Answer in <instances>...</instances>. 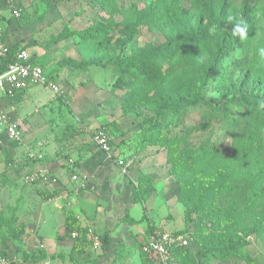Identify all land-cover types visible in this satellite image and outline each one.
<instances>
[{"label":"rangeland","instance_id":"374dc122","mask_svg":"<svg viewBox=\"0 0 264 264\" xmlns=\"http://www.w3.org/2000/svg\"><path fill=\"white\" fill-rule=\"evenodd\" d=\"M26 2L23 19L12 21V28H18L12 36L58 80L61 95L40 86L14 95L0 88L5 106L20 105L25 97V105L13 119H25L23 141L0 138V251L26 260L31 250L35 258L26 260L31 264L50 260L65 264L69 258L84 264H149L141 245L152 230H159L185 232L191 261L198 256L203 264H264V234L254 233L264 209L259 215L251 211L247 202L252 194L244 190L258 169H264V115L232 122L221 113L228 101L232 108L243 105L245 96H264V0H233L215 42L189 52L180 48L166 61H156L160 73L123 79L122 86L116 85L119 72L112 67L114 62L133 58L146 47L160 48L186 32L210 29L220 0ZM153 6L166 14L157 23L148 19ZM245 6L257 8L249 41L243 43L239 37L225 58L215 60L216 50L235 37L232 30L240 24ZM92 27L107 36L93 47L79 37ZM64 60L85 66L59 67ZM169 96L205 100L178 115L159 114V104ZM101 129L112 137L114 156L129 166L126 173L115 162L113 173L101 167L86 170L92 159L108 160L95 144ZM46 156L64 162L62 168L72 181L89 174L85 184L97 177L105 182L101 187L110 202L105 205L99 199L94 212L103 209L110 221L98 229L85 216L100 236L110 230L106 253L92 250L88 238L70 251V242L61 235L64 218L51 203L58 192L69 191H50L59 179L43 161ZM94 170L102 175L96 177ZM40 186L48 191L38 196ZM240 186L243 190H236ZM209 187L214 188L217 208L223 213L205 210L203 199ZM65 196V201L70 200V195ZM233 200H238V210L230 218ZM40 204L53 207V212L38 213ZM78 217L84 215H78L76 222ZM38 224V249L25 250L34 233L29 230ZM231 245L238 252L235 256L224 251ZM185 261L183 257L174 264Z\"/></svg>","mask_w":264,"mask_h":264},{"label":"trees","instance_id":"16d2710c","mask_svg":"<svg viewBox=\"0 0 264 264\" xmlns=\"http://www.w3.org/2000/svg\"><path fill=\"white\" fill-rule=\"evenodd\" d=\"M46 3L50 2H57L62 3L67 0H42ZM205 1V0H203ZM233 0H220V10L218 11L216 17L211 18V28L200 31V32H186L185 34L178 36V38H174L173 40H170L167 44L160 48L156 47H146L144 49H141L139 53L134 56L133 58H125L122 60H118L113 63L112 67L117 68V71L119 72V80H118V86H122V81L125 79V82L129 78L133 77H141L142 79L147 78L151 75L160 73V66H157L155 63L158 61V59L166 61L164 59H169L172 57L175 51L180 50V48H183L186 50V52H189L194 47L199 46L200 44H206V43H213L216 41L217 36L220 34V30L225 26L227 22V13L232 10L233 6ZM148 11V19L150 22L155 21V23L160 21V15L165 18L166 14L161 12V10H158V7L153 6ZM257 11L256 6L249 7L245 6L242 10V15L240 17V25L246 28L247 35L243 38V43H247L250 39V27L251 22L253 18L255 17V13ZM21 20V19H20ZM79 37L82 39V42L88 46H96L98 44L103 43L107 36L102 34V32L99 29L95 28H89L84 33L80 34ZM132 35L130 34V39H132ZM240 36L236 35L233 40H227L226 43H223L220 48L216 50L215 54V60H220L226 57L227 53L232 51L231 46L235 44V42L238 40ZM176 45H179V48H176ZM21 50L19 45L11 46L9 50V54L1 60L0 63V76L3 75L8 66L13 63L16 60V55L18 51ZM184 50V51H185ZM39 65V64H38ZM75 66V67H81L83 68L84 64H77L71 60H64L59 64V67L64 66ZM41 66L43 69L44 67ZM213 71V70H212ZM211 71V72H212ZM211 76V73H209V77ZM208 77V74H207ZM205 98V97H204ZM202 98H187V97H166L164 98L161 103L159 104V114L162 112H173L176 115L186 112L190 107L196 106L200 103L201 100H205ZM208 103V102H207ZM230 101L228 103L222 104V110L221 113L223 115H226L227 118H229L232 122L234 121H250L249 117L251 115L256 116V118H259L260 116L264 115V96L258 97V98H249L245 96V102L243 105H234L230 108L229 105ZM221 105V104H220ZM107 131V130H106ZM5 138V136H1L0 138ZM242 188V189H241ZM243 190V187L240 186V188H236V190ZM244 190L250 191L252 196L251 200L247 202V207L250 208L251 211H254L255 214L259 215L260 210L264 209V169H258L257 173L253 175L252 180L249 183L244 184ZM189 191V189H187ZM218 194H221V192H218ZM216 193L213 187H209L207 190H205V199H203V204L205 207V210L216 213L221 211L220 208H217L216 203ZM238 200H233L229 203L230 205V212L228 215L230 218L235 217V212H237V205ZM193 216V210L189 209L188 212V218H192ZM189 222V219H188ZM255 230L254 233H258L259 235L264 234V217L261 219L260 222H255ZM69 228V236L72 237L73 233H77L78 236L75 241V247H80L82 242L86 241V238H88L89 243L90 238L88 235V232L86 229H81L77 222H73L68 224ZM154 231L152 230V233ZM175 235H187L185 232H177L173 233ZM102 240V250L105 252L107 251V248L110 246L111 240L109 238V233L106 232L102 236H100ZM85 240V241H84ZM224 251L225 253H230L231 255L235 256L237 255V250L233 245L227 246ZM188 247H180L173 251L174 256V264L175 262L179 261L180 258H185V264H203L202 258L196 256L191 261L192 257L190 252L188 251ZM209 253L211 251L207 252L205 254V257L209 258ZM0 254L6 255L4 251H0ZM141 254L147 259L148 263H150L148 257L142 253ZM35 258L34 254H31L30 256L26 255V260ZM177 260V261H176ZM188 261V262H187ZM187 262V263H186Z\"/></svg>","mask_w":264,"mask_h":264},{"label":"crops","instance_id":"0c3cea01","mask_svg":"<svg viewBox=\"0 0 264 264\" xmlns=\"http://www.w3.org/2000/svg\"><path fill=\"white\" fill-rule=\"evenodd\" d=\"M15 1L18 3L19 7L22 8L23 15H24V9L23 8L26 7V5H27V4L25 5V3H27L26 1H30V0H15ZM13 3H14V1H13ZM12 9L13 8H12V4L10 3V0H0V12L3 15L4 25H5V32H4V38L3 39H4L5 43L9 47L15 46V45H19L18 43L21 41V40L18 41L17 40L18 38H15V36H12V33L15 32L18 29V28L13 29L12 26H11L13 24L12 23V21H13ZM23 15H22L21 20L23 19ZM10 19H11V21H10ZM29 45H31V44H29ZM20 48L23 49V50H27V52L29 53L30 59L33 62V64L38 65V63L36 62L37 58L34 57V56H31L29 49H27L24 46L20 47ZM0 63H1V60H0ZM52 79L58 82V80L56 78L52 77ZM24 92H26V91H24ZM19 93L22 94L23 92H19ZM1 98L2 97H0V112L4 113L9 118V120L18 122L21 125V127L23 129V138H22V140L20 142H22L23 139H24V133H25V129H24V126H23V122H25V119H22V118H20L19 120H13V119H16L15 115H17V113H19V109L22 108V104H24L23 100H25V97L22 100L20 105H18V102H16L13 105L11 103H8V105H6V106L4 105L3 99H1ZM36 111L38 113V110H36ZM111 139H112V137H111ZM112 146H113V143H112ZM97 148H98V146H97ZM98 149L101 152V154H103V156H106L108 158V160H103V161L100 162L99 160H93L92 159L88 164H86L87 165L86 170L88 172H91L92 168L97 169L98 167H101L102 168L101 170H107L109 173L115 172L113 170V168H114L113 167V162H115L116 165L118 166L117 160L118 159L123 160V159L122 158H116V156H114V155H113L112 158H110L107 154L102 152L100 148H98ZM43 161L47 162L45 164H48L49 169L53 173H56L57 176H58V179H59L58 181H56V184H53V185L50 186V188H49L50 191H51V189H57L56 191H59V190L69 191V192H66V194H65L64 191L58 192L57 194H60V195L54 196L51 199V201H52L51 203L56 208L54 210H57L58 213L60 215H62V219L64 218V222L62 223L61 235H62V237H64V240L67 239L68 242H70V244H71V245L69 244L70 245V249H71L70 251H74L73 249L75 247L76 238L72 239V237L69 236L68 224L69 223L73 224L74 221L76 222L75 218L78 215L79 216H83L84 215V217H78V221H79L78 225H79V227L81 229H86L87 231H88V229H92L97 235H99V234H98L96 228L93 227L92 223L96 224L98 229H102L101 225L110 221L108 218H111V216L108 215V214H105L104 211L101 212L103 209L99 208L97 213H96V211L94 212V210L98 208L97 204H98L99 199L101 200V202H103L105 199H109L110 198L109 195L106 192V188L105 187H101V185L103 186L105 182L98 180V177H97V175H100V176L102 175V171L101 170H94L97 178H94L92 180L90 179V181L88 183L86 182V184H85V179L90 178L89 174L78 176V179L76 181H72V179L69 178V176H68V170H66V168H62V165H64V162L58 161L55 158H51V157L48 158L47 156L44 157ZM102 162H104V166H102V165L100 166L99 163H102ZM42 164H44V163H42ZM38 167H41V165H38ZM118 168H120V167L118 166ZM82 177H84V178H82ZM83 185H84V187H83ZM38 191H39L38 192V196H39L42 193V191H46L47 192L48 190H47L46 187L40 186ZM65 195H68V196L70 195L71 196V198H69L70 200H68V201L66 200L65 201V199H66ZM109 202L110 201L105 200V205H108ZM66 204H68V205H66ZM41 205L42 204L38 205V210H39L38 213H41V214L44 215L45 212L48 211V210L50 212H53V210H52L53 207L51 209H49V208H45L44 206H41ZM85 215L88 217V219H90V221H92V223H90L87 220V217ZM67 218H68V220L66 221ZM32 227L33 228L29 230V234H31V230H33V229H34V233H33V235L31 234L30 238H28V241L25 242V244H27L28 247H31V246L32 247L31 248L27 247L25 250L34 249V248L38 249V241H39L38 240V235H39L38 233H39V229L41 227V224H38L37 226L34 225ZM106 232L109 233L110 230L106 229L105 233ZM149 237L150 236H148L146 238V240H144V241H147L149 239ZM5 246H6V244L4 243V247ZM64 247H65V245L63 244L62 248H64ZM109 247L107 248V251L110 250ZM91 248H92V246H91ZM2 251H4V250H2ZM29 251H31V250H27L26 255H30L31 252H29ZM97 251H103V250L100 248V250H97ZM107 251H105V252L103 251V252L106 253ZM4 252H5L6 255H8L11 258L15 259V263L14 264H31L32 263V262H29V261L21 259L16 254H11V253L6 252V251H4ZM45 254L47 256V252H45ZM54 256H55L54 253L51 256L49 255V257L51 259H53ZM36 259H38V256L36 257ZM62 259H63V257H62ZM46 262H51L53 264H57V263L52 262V260L46 261ZM44 263L45 262H43L41 264H44ZM65 264H84V263H82V261L76 262L75 260L73 261L72 258H69V259H67Z\"/></svg>","mask_w":264,"mask_h":264},{"label":"built area","instance_id":"2783aa9c","mask_svg":"<svg viewBox=\"0 0 264 264\" xmlns=\"http://www.w3.org/2000/svg\"><path fill=\"white\" fill-rule=\"evenodd\" d=\"M14 1V3H13ZM10 0L12 4V18L19 20L22 18L23 10L19 7L15 0ZM4 18L0 12V60L4 59L8 54L10 47L4 41ZM44 87L53 91L56 96L61 95V87L59 83L48 76L46 71L39 65L33 64L27 50H19L16 60L11 63L6 72L0 76V88H6L8 95H14L19 92L29 90L31 87ZM0 135L14 142H20L23 138V129L18 122L11 121L2 112H0ZM95 144L102 152L110 158L113 157L112 139L108 131L101 129L96 133ZM118 166L124 173L127 172L129 166L124 160H117ZM75 180L78 177L74 178ZM35 179L32 178L33 182ZM84 187V185H83ZM91 246L97 251L102 248V240L92 229H88ZM75 233L73 238H77ZM190 246V238L188 235H175L166 231L155 230L149 239L141 245V251L145 254L151 264H172L174 262L173 251L182 247ZM15 259L8 255L0 254V264H14ZM44 264H53L45 262Z\"/></svg>","mask_w":264,"mask_h":264},{"label":"clouds","instance_id":"9594fccd","mask_svg":"<svg viewBox=\"0 0 264 264\" xmlns=\"http://www.w3.org/2000/svg\"><path fill=\"white\" fill-rule=\"evenodd\" d=\"M232 34L234 36L239 35L241 39H243L247 35L246 28L241 26L240 24H237L232 30Z\"/></svg>","mask_w":264,"mask_h":264}]
</instances>
